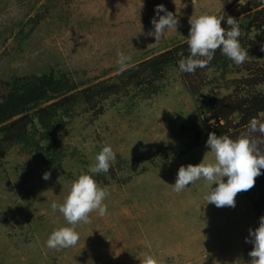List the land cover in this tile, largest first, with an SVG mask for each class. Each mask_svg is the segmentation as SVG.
I'll list each match as a JSON object with an SVG mask.
<instances>
[{"label": "rangeland", "instance_id": "rangeland-1", "mask_svg": "<svg viewBox=\"0 0 264 264\" xmlns=\"http://www.w3.org/2000/svg\"><path fill=\"white\" fill-rule=\"evenodd\" d=\"M159 4L178 25L156 41L150 33ZM263 7L264 0H0V95L12 77L48 72L67 74L80 89L113 83L124 70L186 44L191 16L215 13L225 17L222 26L228 16L242 25ZM239 38L248 58L241 65L231 61L225 75L210 69L187 87L172 70L157 82L161 91L152 98L129 88L93 109L80 105L58 133L65 157L57 166L10 148L0 160V264H141L148 254L161 264H250L254 245L246 238L264 211V169L252 189L237 194L235 207L207 204L204 196L217 185L203 179L179 193L172 187L182 165L199 164L210 151L209 115L198 111V100L245 96L243 80L264 65L260 32L244 29ZM118 52L131 57L123 71ZM229 122L236 139L242 133L235 130L238 115ZM106 145L116 153L115 162L94 178L109 190L107 214L93 212L90 223L77 225L76 246L48 248L51 233L70 226L52 211V202H64Z\"/></svg>", "mask_w": 264, "mask_h": 264}, {"label": "trees", "instance_id": "trees-1", "mask_svg": "<svg viewBox=\"0 0 264 264\" xmlns=\"http://www.w3.org/2000/svg\"><path fill=\"white\" fill-rule=\"evenodd\" d=\"M245 20V24H239L241 32L253 28L260 32L264 39V7L248 14ZM222 27L228 29L230 26ZM238 39L241 43L240 38ZM189 55L188 43L182 44L124 70L116 76L113 83L100 82L83 89L64 73L48 72L10 78L4 82L5 91L0 95V160L10 148L16 146L24 153H36L41 158L43 166H57L65 157L58 133L66 129L75 109L80 105L93 109L101 101L118 96L129 88L134 89L142 98H152L161 91L157 82H160L169 71L177 70L188 87L189 83L201 78L203 73L210 69L216 71L215 73L221 71V74L225 75L232 61L221 49H217L207 67L197 68L195 73L182 72L178 62L187 59ZM243 84L248 90L245 96H239L238 92L236 96L198 100L200 105L198 111L209 115L207 135L215 132L217 135L226 134L233 139L229 122L233 115H238L235 130L242 132L246 130L253 117L264 115V92L254 89L264 87V65L253 70L252 76L243 80ZM187 90L193 93L192 89ZM260 147L264 149V144ZM259 180L260 187H264V180L260 177ZM261 216H264V211L259 210V219Z\"/></svg>", "mask_w": 264, "mask_h": 264}, {"label": "clouds", "instance_id": "clouds-1", "mask_svg": "<svg viewBox=\"0 0 264 264\" xmlns=\"http://www.w3.org/2000/svg\"><path fill=\"white\" fill-rule=\"evenodd\" d=\"M159 19H152L154 32L150 33L158 41L166 35V31L177 27L178 19L173 12L168 11L163 4L155 9ZM164 12V15H159ZM225 17L215 13H204L198 17L189 18L190 32L188 46L190 55L187 59H181L179 68L182 72L195 73L197 68H205L214 58L217 49L230 58L236 65L243 64L248 58V49L241 46L239 37L241 29L236 19L228 16V29L222 27ZM117 63L123 71L131 57L123 52H118ZM264 136V119L253 117L246 130L238 138L232 139L228 135H217L211 132L208 135L206 146L210 149L205 154L203 161L199 164H188L181 166L178 170L177 179L172 185L177 193L183 191L190 184L203 179L211 185H217L204 196L207 204L217 207H235L238 193L246 192L255 186L256 178L264 169V139L255 134ZM211 152L214 160L206 159ZM116 153L110 145H106L95 157L96 163L90 165L88 173H83L75 180L70 188L69 194L63 203L55 201L51 209L57 210L63 215L67 224L54 230L46 241V246L51 249H63L77 245L80 235L77 225L90 223V214L97 212L103 217L108 212V206L104 203L110 195L107 187H101L94 178L95 174L108 173L110 166L115 162ZM91 173V174H89ZM225 177L227 181L225 182ZM45 180L50 178V173L43 176ZM250 238L246 242L254 245L249 252L252 258L250 264H264V216L260 217L259 227L249 230ZM141 264H161L159 259L152 254L145 255Z\"/></svg>", "mask_w": 264, "mask_h": 264}]
</instances>
